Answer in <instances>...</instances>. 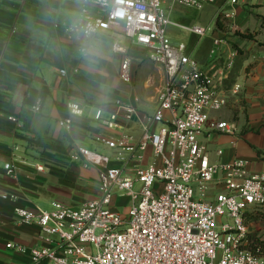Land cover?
<instances>
[{
    "label": "built area",
    "instance_id": "built-area-1",
    "mask_svg": "<svg viewBox=\"0 0 264 264\" xmlns=\"http://www.w3.org/2000/svg\"><path fill=\"white\" fill-rule=\"evenodd\" d=\"M82 1L98 10L82 12L95 30L85 37L74 23L67 31L85 39L103 31H122L132 45L147 50L148 59L164 71L156 107L144 115L139 133L131 126L139 121L136 106L118 100L115 112L96 108L94 120L119 132L95 137L114 155L73 144L70 159L99 168L101 195L77 206L54 201L50 208L17 207L22 223L39 228L42 245L7 247L28 252L31 264H264L262 256L249 248L246 223L247 213L264 208V173L250 172V162L242 158L213 162L200 139L206 132L239 133L235 121L215 115L227 106L229 93L241 90L239 84L226 87L236 52L203 67L187 53L185 43H174L167 33L172 25L206 36L209 28L180 24L171 14L178 6L202 10L216 0ZM244 1L227 0L232 5ZM222 16L233 14L219 10L217 17ZM213 44L216 54L227 39L214 38ZM112 51L125 57L120 78L130 83L129 47L115 40ZM69 109L72 115L83 114L78 102H70ZM40 110L39 102L34 112ZM73 123L72 117L59 121L68 131ZM4 170L14 176V160ZM119 198L130 202L127 215L114 209Z\"/></svg>",
    "mask_w": 264,
    "mask_h": 264
},
{
    "label": "crops",
    "instance_id": "crops-1",
    "mask_svg": "<svg viewBox=\"0 0 264 264\" xmlns=\"http://www.w3.org/2000/svg\"><path fill=\"white\" fill-rule=\"evenodd\" d=\"M225 5H229L228 8ZM238 5L229 4L227 0L207 5L216 21L219 10L233 14L222 16L223 27L215 24L209 38L193 34L198 39L186 44L183 38L190 32L180 27L181 32L170 28L169 37L174 43H185L187 53L203 67L218 59L223 61L236 52L226 87L231 89L239 84L241 90L237 95L229 93L225 108L227 116L232 112L240 123L241 127L236 121L239 133L206 132L200 139L207 145L213 162L242 158L250 162V172L264 173V13H259L253 20L254 25L249 27L238 16L235 9ZM83 9L98 12L82 0H0V264H31L28 252L9 248L8 243L25 247L42 245L39 228L22 223L15 213L17 207L50 208L54 201L77 206L101 195L97 166L75 164L85 169L88 176H95L94 180L89 179L87 186L85 183L75 185L76 193L85 187L93 188L82 198L71 192L73 187L59 181L63 173L58 172H65L58 163L61 151L67 152L71 161L73 144L114 155V150L97 142L95 137L119 132L94 120L96 108L103 107L106 113L115 112L118 100L136 106L140 117L131 126L139 133L144 115L152 113L147 109L156 105L157 89L164 79L163 68L148 59L147 50L132 45L122 31H103L91 39L69 33L67 28L81 18ZM191 11L200 10L178 6L171 18L175 20V14ZM214 38L227 39V44L219 47L216 54L212 53ZM115 40L129 47L132 77L134 69L141 67L138 73L146 90L143 87L135 90L129 85L128 90L120 89L118 79H121V62L125 57L112 51ZM150 83L155 84L154 92L147 89ZM139 96L151 102L144 104ZM39 102L41 110L36 113L34 107ZM70 102L80 103L83 114L72 115ZM9 116L17 120H10ZM67 117H72L74 122L71 131L59 125V121ZM12 160L16 164L14 176L4 170L5 164ZM39 165L44 167L42 171L37 169ZM80 174L79 169L76 175ZM82 176L86 174L83 172ZM5 195L8 198H4ZM114 209L117 210L116 205ZM248 225L249 230H255L264 240V221ZM262 258L264 260V255Z\"/></svg>",
    "mask_w": 264,
    "mask_h": 264
},
{
    "label": "rangeland",
    "instance_id": "rangeland-1",
    "mask_svg": "<svg viewBox=\"0 0 264 264\" xmlns=\"http://www.w3.org/2000/svg\"><path fill=\"white\" fill-rule=\"evenodd\" d=\"M228 6L225 5V8H228ZM235 9H236V11L238 13V16L241 17V20H243L246 23L247 26L251 27L252 25H254L253 20L257 19V17L260 16L259 13L260 14L264 13V0H245L244 2L240 3ZM211 11L212 10L210 8H208L207 5H206L200 11H191V13H187V14H175L173 18L177 22H181L184 25H195L196 24V25L203 26L205 28H209V31L206 34V36L209 38V37H211L213 35V31L215 29V24H216V16H215V18H213ZM241 13H243V14L241 15ZM175 27L176 26H172L171 25V26H169L167 28L168 35H170V31H169L170 28H172L176 32L180 31V30H178V27H176V28ZM197 39H198V37L193 35L192 33H186V35L183 38V41L186 44H193ZM123 40L126 41L125 38ZM117 67H118V70H119V65ZM140 69H141V67H139V69H137L136 71L134 69V71H133L134 75H133L132 80H131L130 83H125L121 79L120 80L118 79V83H119L120 89L128 90L130 88L129 86H132L135 90L136 89L140 90L139 88H142V87L144 88L145 87V82H144V80L143 81L141 80V75L138 73V72H140ZM117 75H119L118 72H117ZM127 85H129V86H127ZM154 86H155V84H153V83L147 84V89H149L150 91L154 92V90H155ZM144 90H146V88H144ZM138 99L141 102H143L144 104L148 103L149 101L151 102V99L149 100V98H146V97L144 99V98L139 96ZM155 107H156V105H154L152 107H149L147 110L153 113ZM215 115H219V117L221 119H225V120H228V121H235V122L237 121L238 122V120L233 118L232 112H231L230 116L229 115L227 116V109L226 108H223L219 112H216ZM238 124L240 126L239 122H238ZM60 158H61V161L58 162V163H60V165L65 168V170H64L65 172L58 171L61 174L63 173L61 175V177L59 178V181L61 180L63 183L69 185L71 188L73 187L74 190H71V192H74V195L79 194V198H82L83 196L85 197L86 193L89 192L90 190L92 191L93 188L92 187H85L82 190L83 193L82 192L76 193L75 189H77V188H75V185H77L79 183H85L86 186H87L89 184L88 183L89 179L92 178L94 180L95 176H93V177L92 176H88V172L85 169H83L84 170L83 171L81 169V167H78L75 164L71 163V161L69 160V156H68L67 152L61 151ZM79 169L81 170V174L78 176V175H76V172ZM83 172L86 174V176H82ZM81 178L82 179L85 178L86 181L85 182L81 181L82 180ZM135 188H136V190L139 191L140 188H141L140 184H136ZM115 203H116V205H118L117 210H119L124 215L128 214V211L130 209V202L128 201V199L119 198V199H116Z\"/></svg>",
    "mask_w": 264,
    "mask_h": 264
},
{
    "label": "trees",
    "instance_id": "trees-1",
    "mask_svg": "<svg viewBox=\"0 0 264 264\" xmlns=\"http://www.w3.org/2000/svg\"><path fill=\"white\" fill-rule=\"evenodd\" d=\"M218 27H223L221 17H218L216 21ZM253 221H264V208H259L256 211L246 214V223L250 224ZM249 248L255 251L258 255H264V240H262L257 232L253 229L249 230Z\"/></svg>",
    "mask_w": 264,
    "mask_h": 264
},
{
    "label": "clouds",
    "instance_id": "clouds-1",
    "mask_svg": "<svg viewBox=\"0 0 264 264\" xmlns=\"http://www.w3.org/2000/svg\"><path fill=\"white\" fill-rule=\"evenodd\" d=\"M75 23L79 25L78 31L82 32L85 37H89L95 30L86 17L81 16Z\"/></svg>",
    "mask_w": 264,
    "mask_h": 264
}]
</instances>
